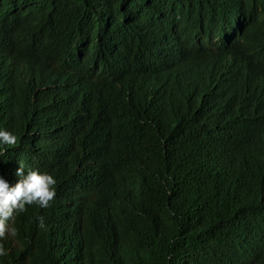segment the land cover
I'll return each mask as SVG.
<instances>
[{
	"label": "clouds",
	"instance_id": "obj_1",
	"mask_svg": "<svg viewBox=\"0 0 264 264\" xmlns=\"http://www.w3.org/2000/svg\"><path fill=\"white\" fill-rule=\"evenodd\" d=\"M250 25L209 31L179 18L148 43L90 65L70 64L60 78L53 70L61 54L66 63L87 39L99 42L111 30L109 16H0V155L21 145L7 124L18 109L28 124L57 117L59 138L74 145L73 158L50 171L23 162L0 167V261L102 264L91 242L113 258L146 261L148 226H167L174 215L163 207L149 211L146 199L173 193L182 159L142 155L139 131L118 96L124 88L148 111L155 101L168 102L166 135L193 125L200 150L236 162L246 188L256 187L264 176V26ZM257 231L239 248L240 264H264V222Z\"/></svg>",
	"mask_w": 264,
	"mask_h": 264
},
{
	"label": "trees",
	"instance_id": "obj_2",
	"mask_svg": "<svg viewBox=\"0 0 264 264\" xmlns=\"http://www.w3.org/2000/svg\"><path fill=\"white\" fill-rule=\"evenodd\" d=\"M104 11L111 19L109 33L99 42L87 39L80 53L63 63L60 56L54 74L63 77L66 66L90 65L114 50L148 43L169 21L192 18L198 27L214 31L238 22L250 27L264 26V0H0V16L16 20L56 18L95 20ZM99 21V19L97 18ZM100 22V21H99ZM101 23V22H100ZM189 98L193 92H188ZM123 111L137 127L142 155L162 161L165 153L181 156L180 182L172 194L150 193L146 207L170 209L169 224L147 228V258L143 264H240L238 250L246 240L257 236L264 222V176L256 187L246 188V176L236 162L223 155L200 150L192 142L195 128L185 124L182 135H166L171 111L168 102L155 101L153 110L124 88L118 93ZM8 127L21 139V145L0 155V167L9 171L19 162L50 171L73 158L67 138H59L57 117L48 122L34 121L18 109L7 120ZM237 187V188H233ZM90 252L102 264H132L123 254L113 258L95 243ZM12 263L10 256L0 261ZM76 264V263H75Z\"/></svg>",
	"mask_w": 264,
	"mask_h": 264
}]
</instances>
